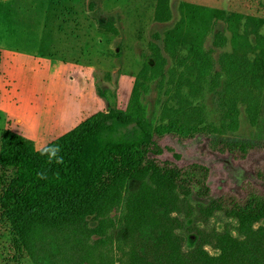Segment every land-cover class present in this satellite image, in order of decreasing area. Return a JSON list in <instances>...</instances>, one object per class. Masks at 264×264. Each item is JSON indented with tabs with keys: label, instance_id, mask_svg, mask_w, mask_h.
<instances>
[{
	"label": "trees",
	"instance_id": "1",
	"mask_svg": "<svg viewBox=\"0 0 264 264\" xmlns=\"http://www.w3.org/2000/svg\"><path fill=\"white\" fill-rule=\"evenodd\" d=\"M180 13L172 27L151 35L125 109L95 113L41 149L2 132V264H264V178L237 176L241 193L214 197L202 159L245 160L264 149V136H230L240 109L264 133V37L233 35V50L215 56L227 38L213 27L222 22L231 30L243 15L189 3ZM171 19L170 0H156L153 21ZM113 21L99 27L117 35ZM246 21L264 25V12ZM152 86L159 109L148 114L144 97ZM205 92L215 96V124L196 102ZM191 142L205 154L185 161Z\"/></svg>",
	"mask_w": 264,
	"mask_h": 264
},
{
	"label": "rangeland",
	"instance_id": "2",
	"mask_svg": "<svg viewBox=\"0 0 264 264\" xmlns=\"http://www.w3.org/2000/svg\"><path fill=\"white\" fill-rule=\"evenodd\" d=\"M155 2L0 0V140L2 132L9 129L41 149L95 113L125 109L134 78L148 55L151 35L178 22L183 3L244 16L242 23L231 30L222 22L213 27L227 38L225 47L215 50V56L233 50V35L237 40L246 37L252 42L264 37V25L244 23L251 12H264V0H170L172 19L163 24L153 21ZM109 17H113L117 35L99 27ZM211 42L210 32L204 47H211ZM157 98L152 86L144 97L148 114L158 112ZM196 102L203 106L207 122H218L215 96L205 92ZM230 136L260 141L264 133L251 127L240 109L238 129ZM191 144L183 151L185 161L205 154L203 144ZM202 159L212 171L214 197L227 190L241 193L237 176L258 174L264 178V149L251 152L245 160L213 153ZM10 173L2 178L7 179ZM7 244V224L0 217V264ZM22 264L32 262L25 259Z\"/></svg>",
	"mask_w": 264,
	"mask_h": 264
},
{
	"label": "clouds",
	"instance_id": "3",
	"mask_svg": "<svg viewBox=\"0 0 264 264\" xmlns=\"http://www.w3.org/2000/svg\"><path fill=\"white\" fill-rule=\"evenodd\" d=\"M60 162H62V160Z\"/></svg>",
	"mask_w": 264,
	"mask_h": 264
}]
</instances>
